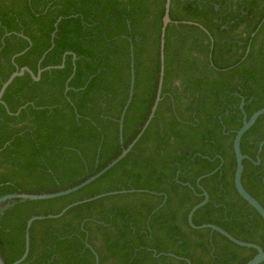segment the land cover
Instances as JSON below:
<instances>
[{
	"label": "trees",
	"instance_id": "1",
	"mask_svg": "<svg viewBox=\"0 0 264 264\" xmlns=\"http://www.w3.org/2000/svg\"><path fill=\"white\" fill-rule=\"evenodd\" d=\"M165 3L0 0V89L22 67L43 69L39 81L15 78L0 103V197L73 187L132 143L157 96ZM170 18L161 99L147 129L86 187L2 206L6 264L22 257L30 218L110 192L34 221L21 264H96L87 244L100 264H246L256 249L189 225L204 191L196 226L217 225L264 249V219L235 187L233 149L244 117L264 108V0H171ZM262 142L264 114L241 140L251 158L243 186L264 207Z\"/></svg>",
	"mask_w": 264,
	"mask_h": 264
},
{
	"label": "water",
	"instance_id": "2",
	"mask_svg": "<svg viewBox=\"0 0 264 264\" xmlns=\"http://www.w3.org/2000/svg\"><path fill=\"white\" fill-rule=\"evenodd\" d=\"M170 6H171V0H166L165 12H164V16H163V25H162V30H161V48H160L161 66H160V78H159L157 96L155 99V103L152 107L151 113L148 117V120L146 121L143 128L141 129L139 134L136 136V138L132 141V143L127 148H124L122 150L121 154L116 159H114L112 162H110L107 166H105L103 169H101L97 173L91 175L90 177H88L87 179H85L84 181L80 182L77 185H75L73 187H69V188L64 189L62 191H59V192H55V193H43V194L13 193V194L4 195V196L0 197V209L2 208V206H6V205H9L12 203L19 202V201L50 200V199H55V198H59V197H63V196H67L69 194H72V193L86 187L87 185L91 184L96 179H98L100 176H102L104 173H106L108 170H110L112 167H114L119 161H121L132 150V148L138 142L140 137L143 135V133L147 129L148 125L150 124L152 118L154 117L158 103L161 99V91H162L164 70H165V65H164L165 35H166L167 26L169 23H171ZM60 20H61V18H59L58 22ZM56 26H57V24H56ZM53 36H54V34H53ZM74 59H75V56H74ZM63 67H64V63L60 66H57V67H48L47 69L63 68ZM131 68H132V70H131V86H130L129 98H128L126 106L123 109V112H122L120 120H119V136H120L121 142L123 141V121H124L126 110L129 106L131 100H132V97H133V89H134V83H135L133 53H132ZM26 72L31 75V77L34 81H39L41 78V74L43 72V69H39L37 75H35L28 67H22L21 69L12 73V75L9 77V79L5 83H3V85L0 89V103H3L2 98L5 94V91L7 90L9 85L14 81V79L17 77L23 76ZM263 114H264V108L256 111L249 119H247L246 116L244 117L242 127L236 132L234 142H233V149H234V153H235V157H236V170H235V176H234V183H235L236 190L239 193V195L250 206H252L261 215V217L264 219V207L243 186L242 174H243V170H244V161L246 159L251 160V158L244 155L242 153V150H241V140H242L243 135L255 124L257 119ZM262 145H263V143L260 146L262 147ZM261 147H260V150H261ZM259 162H260V159L258 157V161L255 163L258 164ZM202 178L203 177L198 179V181H197L198 184ZM116 193L117 192H110L107 194L96 196L92 199L73 203V204L69 205L68 207H66L65 209H63L62 212H60L57 215L34 216V217L30 218L27 222V225H26L24 253L20 259H18L16 262H14L12 264H21L28 257V254L30 251V228H31L34 221L59 218L68 209H70L73 206L78 205L79 203L91 201V200L98 199V198L106 196V195H112V194H116ZM203 195H204V200L202 202H200L199 204L195 205L191 209V211L189 212V215H188L189 225L194 229H207L208 228V229H211L213 231H217L238 246L256 249L257 254L250 261H248L246 264H261L262 262H264V249H262L257 244L240 241L217 225L204 224L202 226H196L193 223V217H194L195 212L199 208L206 205L209 201L208 193L204 191ZM87 246L94 252L95 258H96V264H100L98 255L95 253V251L91 248V246L89 244H87ZM0 264H6L1 253H0ZM187 264H191L189 260L187 261Z\"/></svg>",
	"mask_w": 264,
	"mask_h": 264
},
{
	"label": "flooded vegetation",
	"instance_id": "3",
	"mask_svg": "<svg viewBox=\"0 0 264 264\" xmlns=\"http://www.w3.org/2000/svg\"><path fill=\"white\" fill-rule=\"evenodd\" d=\"M262 143H264V142H262ZM262 143H261V144H262ZM258 164H259V163H258Z\"/></svg>",
	"mask_w": 264,
	"mask_h": 264
}]
</instances>
